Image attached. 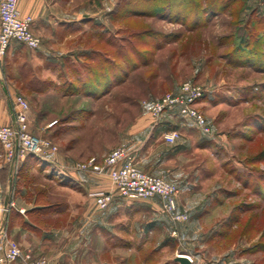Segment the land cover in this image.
Returning a JSON list of instances; mask_svg holds the SVG:
<instances>
[{
  "label": "rangeland",
  "instance_id": "1",
  "mask_svg": "<svg viewBox=\"0 0 264 264\" xmlns=\"http://www.w3.org/2000/svg\"><path fill=\"white\" fill-rule=\"evenodd\" d=\"M73 8L99 15L79 34L48 37L46 45L81 44L89 50L82 61L27 47L20 53L25 80L17 94L30 105V131L55 145L54 158L65 166L127 148L138 167L179 184L178 209L187 219L160 211L149 226V217L132 221L128 211L110 217L113 203L131 199L116 196L102 209L90 196L95 191L71 196L52 186L50 202L41 187L57 210L33 217L49 238L40 237L42 253L32 254L52 264H179V254L192 264H264V0H74ZM102 73L112 81L106 87ZM83 80L97 84L93 95L82 93ZM187 82L202 88L196 107L210 128L204 133L174 111L193 146L163 141L149 113L150 103ZM42 164L41 173L52 177ZM16 166L14 182L24 176L47 184ZM17 213H2L9 233L21 224Z\"/></svg>",
  "mask_w": 264,
  "mask_h": 264
},
{
  "label": "crops",
  "instance_id": "2",
  "mask_svg": "<svg viewBox=\"0 0 264 264\" xmlns=\"http://www.w3.org/2000/svg\"><path fill=\"white\" fill-rule=\"evenodd\" d=\"M73 3L74 0H18V6L21 14L23 16H32L34 19L32 29L36 35L43 38L44 44L39 48V51L43 54V56L56 60H72L74 63L82 61L85 54L89 51L88 48L81 44L67 43L65 41L58 43L50 40L46 45L47 39H49L48 37L53 38V36L65 35L66 40L71 35L79 34V30L82 29L81 27L84 26L87 19H90L91 17H98L99 12L90 16L86 10H75L73 8ZM24 49L25 46L19 43H13L0 67V124L3 125H11L13 123L11 101L20 89L18 87L19 83H23L25 80V74L22 69L24 64H19L20 61L23 60L20 53L23 52ZM55 51L58 53H55ZM22 63L25 62L22 61ZM173 116L174 118L175 116L179 118L177 112H172L164 116L163 118L165 119H162L159 124L151 127V129H153L156 133L162 131V134L160 135L162 140L164 139L165 134L173 129H178L180 132L181 130H184V125L174 122L175 119ZM153 131L152 134L150 132L149 137L151 136L154 140L156 135H154ZM186 137L185 133L183 134L181 132V138L179 141L181 143H185L187 146H193V144ZM66 163L68 164L65 166L61 156H56L54 158V162L47 165V168H49V171L52 173V177L47 179L46 175L41 173L40 170L42 169H38L39 167L43 168V164L40 160H36L34 163L31 160H22L17 164V170L22 173L33 169V172L31 173H38V175L42 174L45 181H47L45 182L47 184H37L33 181H28V179L25 181L24 176H22V179L19 176L14 182L15 165L10 163L6 156V152L0 146V223L3 219V209L10 201H14V209L21 217V224H17L13 227L10 230V235L15 237V240L26 251H31L34 254L42 253L39 245L40 237L49 238L46 236L49 234V231L41 229V225H39L38 222H35L33 217L39 213L43 214L48 210H57L54 204L45 201L46 192L41 189V187H47L46 189L48 190V199L50 202V187L52 186L56 187L59 191L64 192L65 194H71V196L72 193H82L83 189L87 192L113 189L111 178L108 175L87 174L85 183L75 181L73 175L69 176L66 173L67 170L72 167L71 161H66ZM32 165H35L36 167L33 168ZM13 184H15V188H13ZM14 190L16 192L15 194ZM179 199L180 198H178V200ZM146 200H148L144 201L147 202L146 204L135 202L141 200H132L129 201V203L120 201L113 203L109 208V211L111 212L110 217L117 216L118 214L122 216L123 212L128 211V213L132 215V221L137 216L143 215V217H149L148 222L149 226H151V223H153L152 217L157 216L161 211L162 200L160 197ZM130 202H132V204ZM84 204L85 207L82 209L89 212V203L85 201ZM70 205L73 204L70 202ZM88 212L86 213L87 218H89ZM120 216L116 218H119ZM97 219H99L97 220V225L102 228L103 223L101 222V219L99 217H97ZM88 221L90 220L86 219L87 225L90 223ZM112 223L114 226V223L116 222ZM133 232L134 228H132V233ZM115 234L117 235V232H115ZM133 239L134 238H132V240Z\"/></svg>",
  "mask_w": 264,
  "mask_h": 264
},
{
  "label": "built area",
  "instance_id": "3",
  "mask_svg": "<svg viewBox=\"0 0 264 264\" xmlns=\"http://www.w3.org/2000/svg\"><path fill=\"white\" fill-rule=\"evenodd\" d=\"M32 16H23L18 0H0V67L13 43H19L28 49L41 47V39L32 29ZM203 90L191 82L185 83L178 93H170L149 105V113L157 125L165 114L178 110L180 114L192 120L197 128L209 133L210 128L204 115L196 104L203 98ZM13 123L0 124V146L6 152L11 164L16 165L27 156H33L50 165L54 162L57 147L49 140L33 134L29 129L30 105L25 97L16 94L11 101ZM52 123L51 125H54ZM181 137L178 129L165 134L168 143H175ZM75 181L85 183L87 174L108 175L113 185L112 190L95 191L90 196L102 209H107L116 196L131 200H146L160 197L161 211L174 221H183L187 216L178 209L181 188L163 177L147 172L136 165L132 153L124 147L113 149L103 160L91 158L80 162L67 170ZM14 207L9 202L3 211ZM187 255V254H186ZM193 263L191 256L187 255ZM52 264L46 256H35L25 252L21 245L12 238L4 222L0 223V264Z\"/></svg>",
  "mask_w": 264,
  "mask_h": 264
},
{
  "label": "trees",
  "instance_id": "4",
  "mask_svg": "<svg viewBox=\"0 0 264 264\" xmlns=\"http://www.w3.org/2000/svg\"><path fill=\"white\" fill-rule=\"evenodd\" d=\"M134 13H136V14H147V13H149V12H145V11H139V12H134ZM179 19V18H178ZM195 23H197V22H195ZM101 75V77L103 78V81H104V83H106V85H105V87L107 86V84H109V83H111L112 81L110 80V76L108 75V74H106V73H102V74H100ZM77 80L78 79H80V75L78 74V76H77V78H76ZM98 83V82H97ZM81 87L80 88H82L83 89V91L84 92H82V93H85V94H87V95H93L94 94V92H96L97 91V88H98V86H97V84H95V83H92V82H89L88 80H83L82 82H81ZM77 92L79 93V91H80V89H79V87H77ZM30 158H32L33 160H38L37 158H35V157H33V156H30ZM259 247H261L260 245H259ZM264 249V248H263Z\"/></svg>",
  "mask_w": 264,
  "mask_h": 264
},
{
  "label": "water",
  "instance_id": "5",
  "mask_svg": "<svg viewBox=\"0 0 264 264\" xmlns=\"http://www.w3.org/2000/svg\"><path fill=\"white\" fill-rule=\"evenodd\" d=\"M175 261L179 264H192V262L190 261V259L187 257L186 254L177 255Z\"/></svg>",
  "mask_w": 264,
  "mask_h": 264
}]
</instances>
